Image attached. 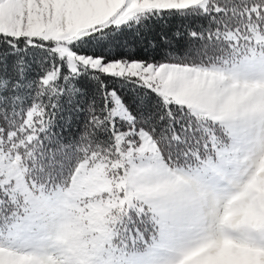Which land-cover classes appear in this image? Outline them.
Wrapping results in <instances>:
<instances>
[{"label": "snow or ice", "instance_id": "snow-or-ice-1", "mask_svg": "<svg viewBox=\"0 0 264 264\" xmlns=\"http://www.w3.org/2000/svg\"><path fill=\"white\" fill-rule=\"evenodd\" d=\"M0 264H264V0H0Z\"/></svg>", "mask_w": 264, "mask_h": 264}]
</instances>
